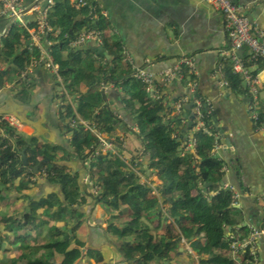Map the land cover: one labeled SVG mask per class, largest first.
<instances>
[{
  "label": "trees",
  "instance_id": "trees-1",
  "mask_svg": "<svg viewBox=\"0 0 264 264\" xmlns=\"http://www.w3.org/2000/svg\"><path fill=\"white\" fill-rule=\"evenodd\" d=\"M92 3L87 0L86 5L76 8L69 0H58L50 11V29L44 35V40L50 42L44 45L57 55L62 79L57 84L63 86L60 119H64L65 133L71 134V149L62 147L58 151L57 146L36 137L27 138L6 123L0 125V264H77L83 258L88 264H104L100 250L90 247L82 250L86 239L79 232L83 230L85 217L79 208L91 201L102 205L109 216L104 232L116 244L121 263L173 264L182 239L191 237L195 255L188 250L185 253L193 264H255L249 250L239 253L240 262L231 251L232 241H241L249 233V227L241 225L240 211L233 205V192L223 187L211 196L224 178L225 162L214 151L217 136L221 135L210 102L197 90L177 93L176 89L169 99L168 83L158 81V96L153 97L132 69L122 67L121 52L114 49L117 44L108 43L106 38L103 49L109 50L112 60H108V65L97 63L103 57L99 52L101 45L100 49L88 43L73 47L72 42L83 27L101 32L106 29L105 18L98 8L94 11L97 15L91 17ZM38 26L39 22L31 21L28 29L13 27L9 36L0 41V87L5 78L3 66L19 71L40 59L41 50L35 44L29 45L30 29L37 31ZM67 39L70 47L62 43ZM63 51L68 54L63 55ZM247 58V64L255 62ZM222 64L225 85L236 94L248 91L252 104L253 95L241 75L234 73L230 59ZM183 74L182 85L188 79L194 80L187 67H183ZM102 84H113L123 98L135 125L121 124L136 136L135 149L127 145L125 133L120 135L117 130L120 119L110 108L106 92L99 89ZM121 85L124 91L119 89ZM187 94L189 102L202 98L204 123L211 130L210 134L194 131L197 140L194 151L186 149V143L197 123L188 127L183 107L186 103L181 113L174 107ZM67 95L72 101L65 98ZM252 110L257 114V118L253 117L255 127L261 129L264 108L257 104ZM77 114L93 121L89 125L95 124L111 138L114 151H103L98 146L102 143L90 133L89 125L79 123ZM96 150L98 154L86 170L96 172L90 183L98 187L97 196L79 183L80 166H85ZM21 151L25 152L26 163ZM125 157H130L131 164ZM141 157H146L145 163L138 159ZM75 167L79 170L74 171ZM137 171H142L146 181ZM154 175L161 181L158 196L147 183ZM45 182L54 185L47 193ZM163 207L178 228L166 220L163 229L156 231L162 224ZM143 216L158 220L150 225L142 220ZM229 226L233 227L230 236ZM2 252L7 256L1 258Z\"/></svg>",
  "mask_w": 264,
  "mask_h": 264
},
{
  "label": "crops",
  "instance_id": "crops-1",
  "mask_svg": "<svg viewBox=\"0 0 264 264\" xmlns=\"http://www.w3.org/2000/svg\"><path fill=\"white\" fill-rule=\"evenodd\" d=\"M92 1L91 17L97 15L94 11L98 8L106 21L102 43L90 41L87 44H93L95 48L102 46L99 52L103 57L98 59L97 63L108 65V60L112 61L109 50L103 49L104 38L109 40L108 43L117 44L114 49L117 53L121 52L122 67L132 69L133 74L136 69L145 68L160 75L164 70L180 64L184 57L192 59L195 69L194 80L188 79L186 85L179 81L167 82L169 86L167 97L169 99L174 97L176 89L177 93H189L188 84L193 81L195 90L210 102L216 127L221 135L217 136L219 146L216 154L225 162L224 165H227L224 178L211 195L217 194L223 187L234 186L238 197L233 205L240 211L241 225H247L249 230L251 226L261 227L264 224V132L255 127L250 93L247 91L236 94L225 85L221 68L222 62L226 59L224 51L228 49L230 43L222 13L206 0ZM233 1L244 11L254 29L264 33V0ZM3 25L4 21L0 19V29ZM49 53L58 64L57 55L52 51ZM244 53L246 56L249 50H245ZM62 54L66 55L68 51H63ZM35 61L37 62L33 61L31 67L25 70H12V77L8 72L13 68L9 65L1 68L5 78L0 87V113H9L20 121L26 127L24 131L26 136L36 137L40 141L57 146L58 151L62 147L71 149V136L65 133L64 119H60V112L63 109V86L57 84L62 81L60 74L55 73L40 60ZM247 68L259 81L257 104L259 108H264V62L248 61ZM123 88L121 85L119 89ZM99 89L106 92L110 108L120 119L118 128L123 127L121 132L119 130L120 135H123L125 126L121 123L132 125V117L127 112L123 98L113 84H102ZM147 91L150 92L148 89ZM150 93L156 97L153 92ZM65 98L72 101L68 95ZM77 120L79 123H85L79 114ZM224 135L231 138V144L226 143ZM72 164L76 165V160ZM75 168L79 170V167ZM84 179V174L81 173L79 183L82 188ZM142 179L146 181L145 178ZM147 180L153 193L158 196V186L161 183L159 178L154 175ZM43 186L45 193L54 188V185L47 182ZM92 187L93 185L89 184L88 189L92 190ZM89 204L92 207L97 206L92 213L85 208L88 204L81 207L84 210L80 208L85 219L87 216L90 221L88 224L85 222L86 245L83 252L90 247L103 253L104 264H124L121 263L122 258L112 237L104 232L109 216L102 205H95L92 201ZM160 216L162 224L157 232L163 229V225L165 226L164 221L175 223L166 207L162 208ZM142 220L151 225L158 218L143 216ZM174 225L178 228V225ZM232 230L233 227L229 226L227 234L229 235ZM191 240V237L182 239L177 252L179 256L173 264H193L185 253V250L192 248ZM192 255H195V251ZM257 255L256 264H264V240L258 242ZM79 262L77 260V264H88L85 258L82 259L83 263Z\"/></svg>",
  "mask_w": 264,
  "mask_h": 264
},
{
  "label": "built area",
  "instance_id": "built-area-1",
  "mask_svg": "<svg viewBox=\"0 0 264 264\" xmlns=\"http://www.w3.org/2000/svg\"><path fill=\"white\" fill-rule=\"evenodd\" d=\"M58 0H0V19L4 21V27L0 31V40L9 35L10 29L14 26L28 28V24L31 21L39 22L38 30H30L33 41L36 46L41 47V42L44 39L46 29H50L48 24L49 14ZM211 6L222 13L225 21V30L229 39L230 46L224 51L225 58L230 59L234 73L241 75L244 80L246 88L253 95V102L251 108L257 106L258 84L259 81L254 77L247 68V60L237 54V50L246 45L249 48L248 60L264 62V33L254 29L251 21L239 6L235 4L233 0H206ZM69 2L76 8L87 4V0H69ZM102 32L99 30H83L78 33L76 39L72 42L75 47L82 46L90 41L102 43ZM49 43V42H48ZM40 61L44 62L46 66L53 69L55 73H58V64L55 62L54 57L48 52H42ZM187 67L191 74L195 72L193 61L191 58L184 57L180 64L173 68L164 70L160 75H156L145 68H138L134 72L136 78L143 81L148 85L151 90H157V77L163 82L182 81L184 78L183 67ZM27 78V77H26ZM29 79V78H28ZM158 80V81H159ZM189 91L192 93L195 91V83L193 81L188 84ZM189 94L185 95L182 100L176 102L175 109L180 112L182 105L189 101ZM193 112L195 114L194 122L196 126L193 131L203 130L205 133L210 134L211 130L205 126L204 119L205 114L202 110L203 101L201 97L193 98ZM254 118H257V114H253ZM6 121L10 125H16L20 123L14 116L10 114L0 115V123ZM21 124V123H20ZM90 124V123H89ZM89 124H85L86 126ZM15 127V126H14ZM90 132L94 134L99 143L111 147V138L106 136L104 132H101L95 124L88 126ZM264 132V126L261 128ZM102 133V135L97 134ZM196 137L190 136L189 141L186 143L188 149L194 150L196 145ZM100 146V145H98ZM218 143H215L214 151L218 148ZM97 151V150H96ZM227 165L223 166L226 170ZM229 188L233 191L235 199L238 197V193L235 187L229 185ZM264 238V226L253 227L247 237L241 241L233 240L231 243L232 253L234 257H238L239 253L250 249L251 255L257 258V242Z\"/></svg>",
  "mask_w": 264,
  "mask_h": 264
},
{
  "label": "rangeland",
  "instance_id": "rangeland-1",
  "mask_svg": "<svg viewBox=\"0 0 264 264\" xmlns=\"http://www.w3.org/2000/svg\"><path fill=\"white\" fill-rule=\"evenodd\" d=\"M84 28V27H83ZM82 28V29H83ZM86 28H84L83 30H85ZM65 52V51H64ZM11 71H9L8 73H9V76L10 77H12V75H13V72H12V70H14V69H10ZM104 89L106 88V86H104L103 87ZM148 88H150L148 85H147V88L146 89H148ZM151 92V91H150ZM85 122V124H89V122L88 121H84ZM131 124H132V126L133 125H135L134 123H133V121L131 122ZM13 126H15L19 131H18V133H21L22 135H24L25 137H27V138H29L30 136H26L25 134V132L24 131H26L25 129H26V127H24V125L23 124H20V123H17L16 125H13ZM117 130L119 131L120 130V132L123 130V127H119L118 128V126H117ZM124 133H125V136H126V139H125V141H126V143H127V145H129V148L130 149H135L136 147H138V144L136 143V136H133L132 135V131L131 130H128L126 127L124 128V131H123ZM97 134H99V135H102V133H99V132H97ZM67 135L68 136H71V134L70 133H67ZM104 145H105V148H104V150L103 151H109V150H111V151H114V149H113V143L111 144V147H109V146H106V144L104 143ZM99 147H101V148H103L104 146L103 145H101V146H99ZM140 148V147H139ZM142 150H143V148H141ZM140 149V150H141ZM98 154V151H95V153L94 154H91L90 155V159L86 162V164H85V166L83 165V166H80L81 167V170H80V172H82L83 174H84V177H85V179H84V188L83 189H87L88 188V186L87 185H89L90 184V186H91V184L92 183H90V177H93V173H95V177H96V172H95V170L93 171H91V170H86V169H89L88 167H89V164H90V162L94 159V156H96ZM146 157H141V158H138L139 160L141 159L142 161H144V163H145V161H146V159H145ZM125 159H126V161H130V163L129 164H131V159H130V157H128V158H126L125 157ZM76 170V168H74V171ZM85 172L87 173L86 175H85ZM141 178H145V176H144V174H142V173H140V172H136ZM44 176L45 177H47L46 176V174H44ZM94 178V177H93ZM99 189H98V187L97 186H93L92 187V190L90 189L89 191H91L92 193H93V195H95V196H97V194H99V191H98ZM155 193H156V191H155ZM210 198V197H209ZM81 205V207L83 206V204H80ZM125 206V204H123L122 205V207H124ZM97 207V206H96ZM96 207H92L91 205H86L85 206V208H86V210H91V213L93 212V211H95V209L94 208H96ZM80 209V208H79ZM81 210H84L83 208H81ZM80 210V211H81ZM172 218V217H171ZM85 222L88 224V222H90L89 220H88V218H87V216H86V219L84 218V225H85ZM101 224H103V223H101ZM83 225V230L81 231L80 230V236H83L84 238H85V226ZM106 226V225H105ZM104 226V227H105ZM183 243H184V241H183ZM191 248V247H190ZM188 248V251L191 253V254H193L194 253V250L191 248ZM15 255H18V252L17 253H15ZM7 256V254L5 255L4 254V252H2V256H1V258H4V257H6ZM236 259H237V261H241V258H239V257H236ZM78 261H80L79 263H83L82 262V259H80V260H78Z\"/></svg>",
  "mask_w": 264,
  "mask_h": 264
},
{
  "label": "clouds",
  "instance_id": "clouds-1",
  "mask_svg": "<svg viewBox=\"0 0 264 264\" xmlns=\"http://www.w3.org/2000/svg\"><path fill=\"white\" fill-rule=\"evenodd\" d=\"M3 27H4V25H3ZM3 27L0 29V31L3 29ZM14 27H18V26H14ZM13 28V27H12ZM11 28V29H12ZM25 28V27H24ZM11 29H10V31H11ZM28 29V28H27ZM30 30H32L33 31V29H30ZM35 31V30H34ZM10 34V33H9ZM30 34H31V32H30ZM9 36V35H8ZM8 36H6V37H8ZM31 36H32V34H31ZM6 37H4V38H6ZM3 39V38H2ZM1 39V40H2ZM0 40V41H1ZM48 43L49 41H47V40H42V42H41V47H38L41 51V54H42V52H44V51H47L48 50V52L50 51L48 48H47V46H45L44 45V43ZM31 44H35L34 43V41H33V37H32V41H31V43H29V45H31ZM48 44H50V42L48 43ZM36 45V44H35ZM69 45H70V43H69ZM100 48H102V47H100ZM41 58V57H40ZM40 60V59H39ZM33 62V61H32ZM35 62H37V61H35L34 60V62L33 63H35ZM41 63H44V62H42V61H40ZM32 64V63H31ZM31 64L30 65H28L27 67H31ZM26 67V68H27ZM58 67H59V64H58ZM25 68V69H26ZM25 69H22V70H25ZM58 72H59V69H58ZM138 79V78H137ZM158 81V80H157ZM143 82V81H142ZM158 82H160V83H163V82H161V81H158ZM180 82V81H179ZM144 83V82H143ZM167 83V82H166ZM145 84V83H144ZM147 86V85H146ZM148 90L149 91H151V92H153L155 95H156V97L158 96V91L157 90H151V89H149L148 88ZM185 103H189V101L188 102H185ZM176 104V103H175ZM193 106V105H192ZM174 107H175V105H174ZM176 110V109H175ZM193 110V109H192ZM177 111V110H176ZM178 112V111H177ZM180 112H182V111H180ZM4 114H9V113H0V115H4ZM13 116V115H12ZM20 122V121H19ZM194 122V121H193ZM3 123H6V124H8L6 121H3V122H1L0 123V125H2ZM21 123V122H20ZM85 124V123H84ZM10 127H12V128H14L15 130H17V131H19L16 127H14V126H12V125H10V124H8ZM98 128V127H97ZM99 129V128H98ZM100 130V129H99ZM101 132H103L102 130H100ZM91 133V132H90ZM92 134V133H91ZM194 134V131L193 130H191V136ZM92 135H94V134H92ZM95 136V135H94ZM96 137V136H95ZM97 138V137H96ZM189 138H190V136H189ZM189 141V140H188ZM186 149H188L187 147H186ZM191 150V149H190ZM191 151H194V150H191ZM224 166V165H223ZM37 168V167H36ZM223 168V167H222ZM35 170H37V169H35ZM224 170V169H223ZM230 189V188H229ZM231 190V189H230ZM232 191V190H231ZM233 192V191H232ZM234 194V193H233ZM216 195V194H215ZM212 196V195H211ZM214 196V195H213ZM235 198V197H234ZM234 203H235V201H234ZM264 226V224L261 226V228ZM253 227H256V226H251L250 227V230H249V233L251 232V229L253 228ZM249 233H248V235H249ZM247 237V236H246ZM231 239H233L232 237H230ZM261 240H264V238H262V239H260L259 241H261ZM258 241V242H259ZM258 242H257V247H258ZM83 250V249H82ZM249 250V252H250V249H248ZM232 251V250H231ZM251 254V253H250ZM234 256V255H233ZM253 256V255H252ZM238 257L240 258V256L238 255ZM235 259H236V257H234ZM254 258V257H253ZM237 260V259H236ZM257 260H258V255H257V258H256V260H255V258H254V262H255V264L257 263Z\"/></svg>",
  "mask_w": 264,
  "mask_h": 264
},
{
  "label": "water",
  "instance_id": "water-1",
  "mask_svg": "<svg viewBox=\"0 0 264 264\" xmlns=\"http://www.w3.org/2000/svg\"><path fill=\"white\" fill-rule=\"evenodd\" d=\"M62 43H64V44H66L67 46H69V39L65 40V41L62 42ZM62 43H61V45H62ZM245 50H247V51L249 50L248 46H246V45H244V46H242L241 48H239V49L237 50V54H238L239 56H241V57H244V55H245V53H244ZM13 60H14V59H12V61H13ZM192 105H193V102H189V103H186V104L183 106V107H184V111H185L184 117L187 119L188 127L192 126L193 121H194V117H195V114H194V112H193V110H192ZM221 132H222V131H221ZM224 136H225V139H226V143H227V144H231V138L228 137L227 135H224ZM21 154H22V156H23L24 163H26L27 160H26L25 152L21 151ZM35 169H37V168L35 167Z\"/></svg>",
  "mask_w": 264,
  "mask_h": 264
}]
</instances>
